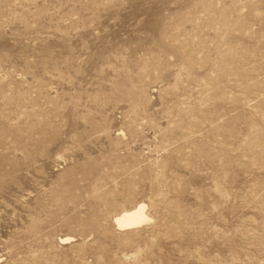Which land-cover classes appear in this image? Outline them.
I'll return each mask as SVG.
<instances>
[{"label":"rangeland","instance_id":"obj_1","mask_svg":"<svg viewBox=\"0 0 264 264\" xmlns=\"http://www.w3.org/2000/svg\"><path fill=\"white\" fill-rule=\"evenodd\" d=\"M0 264H264V0H0Z\"/></svg>","mask_w":264,"mask_h":264},{"label":"bare ground","instance_id":"obj_2","mask_svg":"<svg viewBox=\"0 0 264 264\" xmlns=\"http://www.w3.org/2000/svg\"><path fill=\"white\" fill-rule=\"evenodd\" d=\"M146 208V204L140 203L131 209L124 210L115 216L114 220L116 225L121 230L139 227L144 222L151 219L146 213ZM62 240L64 243H69L71 241V237L66 236L63 237Z\"/></svg>","mask_w":264,"mask_h":264}]
</instances>
